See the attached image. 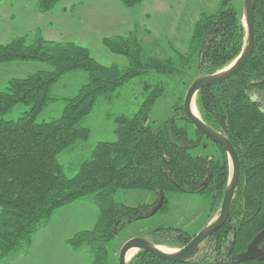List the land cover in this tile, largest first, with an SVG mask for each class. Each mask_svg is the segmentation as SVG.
<instances>
[{
    "label": "trees",
    "instance_id": "obj_1",
    "mask_svg": "<svg viewBox=\"0 0 264 264\" xmlns=\"http://www.w3.org/2000/svg\"><path fill=\"white\" fill-rule=\"evenodd\" d=\"M60 1L37 0L36 8L48 13ZM118 1L129 8L142 2ZM255 28V49L244 68L224 82L201 88L195 98L200 118L230 139L241 160V177L226 223L184 262L139 250L127 264H264V239L254 258L241 259L264 230V101L256 100L257 96L264 100V0H256ZM246 33L243 13L225 0L219 10L200 15L188 51L175 52L173 58L149 55L135 31L104 37L102 42L110 51L126 57L125 67L105 65L88 47L46 39L39 30L0 41V64L41 61L51 66L12 78L0 90V257L27 252L34 235L57 209L89 195H94L99 208L98 220L67 243L88 250L93 255L91 264H110V244L117 233L131 221L151 215L160 202L158 211L165 209L172 193L209 195V222L214 219L230 179L229 156L194 127L183 99L170 119L154 126L146 123L164 94L161 80L144 81L146 95L140 108L131 117L117 119V140L98 141L73 176L66 174L59 155L89 139L91 129L84 121L99 100H111L138 77L185 74L193 62L197 64L195 78L220 72L240 55ZM74 71L86 72L87 82L76 94L62 98L65 105L60 116L37 121L46 106L61 99L52 93L54 84ZM20 103L27 106L22 115L7 119ZM210 146L212 153L197 152ZM121 189L153 191L156 200L124 205L116 199ZM151 235L153 240H148L155 245L177 249L194 236L172 227L156 229Z\"/></svg>",
    "mask_w": 264,
    "mask_h": 264
},
{
    "label": "rangeland",
    "instance_id": "obj_2",
    "mask_svg": "<svg viewBox=\"0 0 264 264\" xmlns=\"http://www.w3.org/2000/svg\"><path fill=\"white\" fill-rule=\"evenodd\" d=\"M225 0H142L129 8L118 0H61L48 14L39 13L37 0H0V41L6 42L17 35L33 34L39 30L44 37L59 41L71 40L89 48L95 59L105 65H128L125 56L113 53L102 42L107 34L127 35L138 32L141 43L151 56L173 58L175 52L185 53L189 49L194 25L204 12L219 10ZM70 3H76L70 8ZM239 14L245 11V0H229ZM63 7V10H62ZM117 24H115L116 20ZM115 24V25H114ZM46 37V39H47ZM13 65L0 64V90L5 89L9 78L26 77L40 69H51L41 61H19ZM196 62L191 63L187 73L180 75H155L138 77L127 82L111 100H99L94 111L84 123L91 129L88 140L59 155L68 176L77 172L78 164L91 157L98 141H116L117 119L131 117L140 108L146 92L144 81L165 83V91L151 111L146 123L157 125L170 119L176 105L184 101L188 85L197 72ZM84 71L63 75L53 86V95L61 98L50 103L39 114L37 121L50 120L61 115L65 102L62 98L77 93L87 82ZM256 100L263 102L261 96ZM27 106L17 104L5 117L17 119ZM198 115V111H197ZM204 147V146H203ZM194 151V150H193ZM196 151V150H195ZM197 152L212 153L200 147ZM119 203L128 206L152 204L156 200L153 191L143 189H121L116 195ZM212 198L205 193L179 191L169 195L167 207L126 224L110 244V264H117L122 246L130 239L153 240L151 232L159 228H179L191 235L197 234L209 224ZM99 217V208L94 195H89L57 209L47 225L33 237L29 250L0 257V264H91L93 255L86 249H75L67 239L76 232L92 229ZM165 247V246H164ZM177 251V248L165 247ZM139 250L135 249L134 254ZM129 257V260L133 257Z\"/></svg>",
    "mask_w": 264,
    "mask_h": 264
},
{
    "label": "water",
    "instance_id": "obj_3",
    "mask_svg": "<svg viewBox=\"0 0 264 264\" xmlns=\"http://www.w3.org/2000/svg\"><path fill=\"white\" fill-rule=\"evenodd\" d=\"M255 4L256 0H245V11L243 14V19L245 27L247 29V33L246 42L240 55L230 66H228L224 70L214 74L199 76L195 78L194 81L190 84L183 101V109L194 127L202 134L210 138L212 141L223 147L229 156L230 179L224 193V198L219 214L214 219H212L208 225H206L202 230L195 234L185 246L179 248L173 253H167L160 250L158 245H155L145 238L130 239L122 246L119 252L118 264H127V253L133 248H137L138 250H145L152 255L165 260L184 262L196 252L198 246L206 238L211 236L226 223L230 214L233 196L241 177L240 156L229 138L205 123L199 115L194 114L193 104H195L197 92L201 88L205 86L215 85L234 77L244 68V66L250 59L256 45ZM160 206L161 202L156 207V211H158ZM263 239L264 230L259 232L254 237L247 250L241 255V259L254 258L258 253V246Z\"/></svg>",
    "mask_w": 264,
    "mask_h": 264
},
{
    "label": "bare ground",
    "instance_id": "obj_4",
    "mask_svg": "<svg viewBox=\"0 0 264 264\" xmlns=\"http://www.w3.org/2000/svg\"><path fill=\"white\" fill-rule=\"evenodd\" d=\"M193 112L195 115H197V109H196L195 104H193ZM135 249H137V248H133V249L129 250V252L127 253V260H129V257L133 256ZM159 249L164 251V252H167V253H173L174 252V250H168L164 246H159Z\"/></svg>",
    "mask_w": 264,
    "mask_h": 264
},
{
    "label": "crops",
    "instance_id": "obj_5",
    "mask_svg": "<svg viewBox=\"0 0 264 264\" xmlns=\"http://www.w3.org/2000/svg\"><path fill=\"white\" fill-rule=\"evenodd\" d=\"M70 8L71 9H73V8H75V6H76V3H70ZM62 10H63V7H62ZM38 11V10H37ZM39 12V11H38ZM39 13H41V14H44V15H49V16H52V15H54V14H48V13H42V12H39ZM117 21H118V19L116 20V22H115V24H117ZM114 24V25H115ZM26 34H28V33H26ZM111 34H118V33H110V34H107V35H110L111 36ZM24 35V34H23ZM17 36H20V35H17ZM45 36V35H44ZM47 37V36H46ZM45 37V38H46ZM106 37V36H105ZM47 39H49V37H47ZM50 40H55V39H50ZM56 41H59V40H56ZM66 41H71V40H66ZM2 66H5V67H7V66H10V65H13L12 63H6V64H1ZM16 78V77H15ZM10 79H12V78H9V80ZM8 80V81H9Z\"/></svg>",
    "mask_w": 264,
    "mask_h": 264
}]
</instances>
